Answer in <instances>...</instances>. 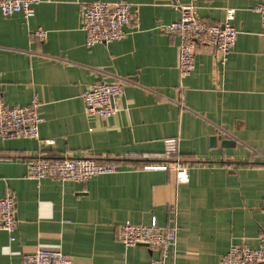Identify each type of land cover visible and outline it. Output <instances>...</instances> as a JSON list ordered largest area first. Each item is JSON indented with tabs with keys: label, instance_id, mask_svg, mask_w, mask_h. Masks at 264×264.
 Wrapping results in <instances>:
<instances>
[{
	"label": "crops",
	"instance_id": "obj_1",
	"mask_svg": "<svg viewBox=\"0 0 264 264\" xmlns=\"http://www.w3.org/2000/svg\"><path fill=\"white\" fill-rule=\"evenodd\" d=\"M93 1L127 2L126 36L86 45L80 9ZM258 0H40L34 15L0 12V91L8 106L36 97L45 118L39 140L0 137V198L14 199L15 239L0 231V264H22L38 248L61 251L72 264H150L158 253L125 247L124 223L176 229L166 264H220L234 244L256 249L264 238V26ZM237 31L222 64L212 47L195 45V66L181 77L178 38L163 24L182 6ZM43 30L40 40L34 31ZM120 82L118 112L88 116L83 92ZM176 139L170 160L157 158ZM44 140H53L45 144ZM93 158L117 171L84 183L31 180L27 164ZM182 161L189 180L154 168Z\"/></svg>",
	"mask_w": 264,
	"mask_h": 264
},
{
	"label": "built area",
	"instance_id": "obj_2",
	"mask_svg": "<svg viewBox=\"0 0 264 264\" xmlns=\"http://www.w3.org/2000/svg\"><path fill=\"white\" fill-rule=\"evenodd\" d=\"M193 1V0H192ZM40 0H0V12L9 17L21 13L29 19L34 15V7ZM255 11L264 26V0H258ZM234 10L225 11L222 23H210L198 19L192 4L180 8V18L176 22L163 24L161 29L178 38V71L181 77L188 76L195 66V45L212 47L224 63L235 43L237 31L231 22ZM132 5L127 2L93 1L82 5L80 9V28L86 35V45L109 44L122 40L126 36L125 28L132 22ZM34 35L43 40L46 32L36 30ZM123 87L120 82L91 84L82 94L85 112L88 116L106 119L119 110V98ZM40 102L33 97L26 106H8L0 91V137H23L39 140V126L45 118L38 112ZM53 140H44L53 144ZM177 153L176 139L165 140V151L157 158L170 160ZM163 170L171 168L178 182L189 180V171L185 164L176 160L169 165L155 166ZM117 171L114 163L99 162L93 158H64L58 160L36 157L27 164L26 177L31 180L48 178L50 180L84 183L95 176L112 174ZM264 205V200H263ZM17 221L14 211V199L6 195L0 198V231L15 239ZM118 236L125 247L143 245L158 253L150 264H166L170 252L175 247L176 229L162 228L155 220L147 225L124 223L119 226ZM22 264H72L70 258L61 251L38 248L22 257ZM220 264H264V238L259 240L256 249L245 244H234L221 257Z\"/></svg>",
	"mask_w": 264,
	"mask_h": 264
}]
</instances>
